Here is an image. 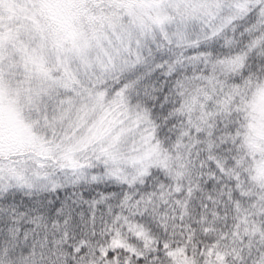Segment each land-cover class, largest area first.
I'll return each mask as SVG.
<instances>
[{"label": "snow or ice", "instance_id": "1", "mask_svg": "<svg viewBox=\"0 0 264 264\" xmlns=\"http://www.w3.org/2000/svg\"><path fill=\"white\" fill-rule=\"evenodd\" d=\"M0 264H264V0H0Z\"/></svg>", "mask_w": 264, "mask_h": 264}]
</instances>
